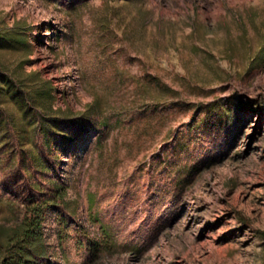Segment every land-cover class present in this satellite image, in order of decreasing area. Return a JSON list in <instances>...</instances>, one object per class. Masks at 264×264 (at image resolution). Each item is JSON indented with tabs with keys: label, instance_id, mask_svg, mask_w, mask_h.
<instances>
[{
	"label": "rangeland",
	"instance_id": "374dc122",
	"mask_svg": "<svg viewBox=\"0 0 264 264\" xmlns=\"http://www.w3.org/2000/svg\"><path fill=\"white\" fill-rule=\"evenodd\" d=\"M0 37V264L33 183L47 264H264V0H0Z\"/></svg>",
	"mask_w": 264,
	"mask_h": 264
},
{
	"label": "trees",
	"instance_id": "16d2710c",
	"mask_svg": "<svg viewBox=\"0 0 264 264\" xmlns=\"http://www.w3.org/2000/svg\"><path fill=\"white\" fill-rule=\"evenodd\" d=\"M19 32L16 33L18 34L17 38L19 41H23ZM45 83L43 94L46 98H52L54 94L51 90H54L55 87L51 85L49 79H46ZM43 188L42 184L37 183L25 188L28 193L23 198L24 211L22 218L8 228L7 244L11 249L8 264L20 262H25V264H47L43 262L47 255L44 222L51 208L65 204L67 191L63 185H57L52 191H44ZM0 246H2L1 243Z\"/></svg>",
	"mask_w": 264,
	"mask_h": 264
}]
</instances>
